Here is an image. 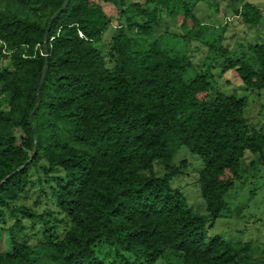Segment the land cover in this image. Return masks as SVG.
Segmentation results:
<instances>
[{"label": "trees", "instance_id": "1", "mask_svg": "<svg viewBox=\"0 0 264 264\" xmlns=\"http://www.w3.org/2000/svg\"><path fill=\"white\" fill-rule=\"evenodd\" d=\"M64 1L0 0V182L29 160L0 185V264H264L248 247L209 236L206 225L226 210L245 154L264 162V129L249 126L244 96L213 88L208 69L192 74L184 57L140 41L164 10L185 40L221 59L222 71L250 91L264 89V44L250 46L256 65L232 55L224 26L203 24L185 0H69L44 43ZM102 2L125 6L126 15L112 29L107 63L95 45L110 24ZM236 14L251 27L260 23L255 5ZM181 146L203 162L196 182L207 214L192 211L171 185ZM41 157L45 173L61 172L52 196L67 221L61 233L45 227L30 245L18 232L38 214L9 202L32 185L28 168Z\"/></svg>", "mask_w": 264, "mask_h": 264}, {"label": "rangeland", "instance_id": "2", "mask_svg": "<svg viewBox=\"0 0 264 264\" xmlns=\"http://www.w3.org/2000/svg\"><path fill=\"white\" fill-rule=\"evenodd\" d=\"M185 1L203 24L224 26L222 44L232 55L243 56L256 65L250 46L264 44V0ZM244 3L259 7L260 23L258 25L251 27L236 14ZM101 6L109 17L110 24L95 45L100 49L107 63L108 42L112 36V29L123 22L126 15L120 13L125 10V6H119L115 2H102ZM157 21L154 31L141 39V44L156 41L171 53L184 57L190 64L192 74L197 69H208L213 88L227 95L244 96L247 100L245 117L249 126L264 129V89L250 91L235 82L229 71H222L221 59L208 57L206 48L198 41L184 39L185 32L166 11L161 10L157 14ZM15 134L19 138L20 131L15 130ZM258 159V154L249 152L245 154L242 159V178L234 183V187L225 196L226 210L213 222L207 220L206 225L209 236L217 235L236 249L248 247L243 251L264 263V162H259ZM171 162L178 170L177 175L170 181L172 187L181 191L192 211L207 214L205 202L196 182L198 173L203 168L202 160L188 148L181 146ZM42 164H45V160L41 157L38 166L28 168V177L33 182L32 185H29L19 198L9 202L10 205H25L38 214L34 219L22 220L23 230L18 232V239H25L30 245L41 240L45 227L51 228L55 224L54 230L61 233L67 221L65 214L56 206L52 196V188L56 184L55 178L61 175V172L59 169H54L47 174L41 167ZM154 169L158 175L164 173V169L158 163L155 164ZM4 211L6 225H13L15 218L5 209ZM95 248L101 258H104L107 263L110 262V259L104 256V247L101 243H98ZM155 264H179V261L174 258H161Z\"/></svg>", "mask_w": 264, "mask_h": 264}, {"label": "water", "instance_id": "3", "mask_svg": "<svg viewBox=\"0 0 264 264\" xmlns=\"http://www.w3.org/2000/svg\"><path fill=\"white\" fill-rule=\"evenodd\" d=\"M69 3V0H65L63 2V4L60 6V8L50 17V20H49V23H48V26H47V30L44 34V43H46V36H47V33H48V30H49V25L50 23L52 22V20L58 15L60 14L68 5ZM45 67L43 68V72H42V77L40 79V82L38 84V88H37V94H36V104H37V101H38V95H39V92H40V88L42 87L43 85V82H44V77H45ZM35 104V105H36ZM29 121H31V116L29 117ZM35 154V148L33 149V152H32V156ZM29 162L26 161L23 165L19 166L17 169H15L11 174H9L8 176H6L1 182H0V185L2 184V182L8 178L9 176H11L12 174H14L15 172L19 171L21 168H23L27 163Z\"/></svg>", "mask_w": 264, "mask_h": 264}]
</instances>
